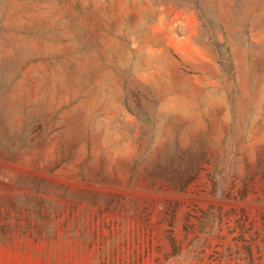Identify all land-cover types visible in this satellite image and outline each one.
<instances>
[{
    "label": "rangeland",
    "instance_id": "374dc122",
    "mask_svg": "<svg viewBox=\"0 0 264 264\" xmlns=\"http://www.w3.org/2000/svg\"><path fill=\"white\" fill-rule=\"evenodd\" d=\"M0 264H264V0H0Z\"/></svg>",
    "mask_w": 264,
    "mask_h": 264
}]
</instances>
